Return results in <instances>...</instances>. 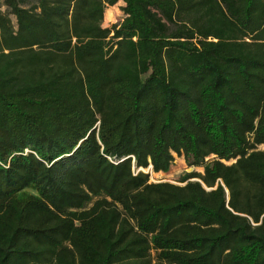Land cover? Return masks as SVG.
Instances as JSON below:
<instances>
[{
    "label": "trees",
    "instance_id": "16d2710c",
    "mask_svg": "<svg viewBox=\"0 0 264 264\" xmlns=\"http://www.w3.org/2000/svg\"><path fill=\"white\" fill-rule=\"evenodd\" d=\"M259 146L264 0H0V264H264Z\"/></svg>",
    "mask_w": 264,
    "mask_h": 264
},
{
    "label": "rangeland",
    "instance_id": "374dc122",
    "mask_svg": "<svg viewBox=\"0 0 264 264\" xmlns=\"http://www.w3.org/2000/svg\"><path fill=\"white\" fill-rule=\"evenodd\" d=\"M123 6V3L120 1L117 5L111 8H107L104 13V18L102 22L103 27H110L113 24H116L121 21L123 15L120 11V7ZM108 14V15H107ZM258 150H264V146H259ZM233 163V161L229 162L228 164ZM196 171L198 173H202V168H189L185 164L182 157H177L174 155V162L167 173H153L150 168L142 170L144 173H148L149 181L151 183L155 182H168L171 184L178 185L180 182L181 177L184 173H188L191 171ZM31 190L26 189L17 195L18 198L24 197L27 194H30Z\"/></svg>",
    "mask_w": 264,
    "mask_h": 264
},
{
    "label": "crops",
    "instance_id": "0c3cea01",
    "mask_svg": "<svg viewBox=\"0 0 264 264\" xmlns=\"http://www.w3.org/2000/svg\"><path fill=\"white\" fill-rule=\"evenodd\" d=\"M111 8V7H110Z\"/></svg>",
    "mask_w": 264,
    "mask_h": 264
}]
</instances>
